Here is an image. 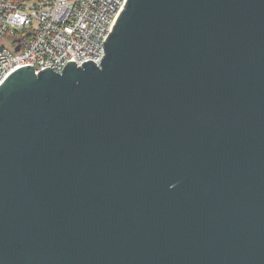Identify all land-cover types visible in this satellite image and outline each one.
Here are the masks:
<instances>
[{
	"label": "water",
	"instance_id": "95a60500",
	"mask_svg": "<svg viewBox=\"0 0 264 264\" xmlns=\"http://www.w3.org/2000/svg\"><path fill=\"white\" fill-rule=\"evenodd\" d=\"M103 53L0 85V264H264V0H127Z\"/></svg>",
	"mask_w": 264,
	"mask_h": 264
},
{
	"label": "built area",
	"instance_id": "2783aa9c",
	"mask_svg": "<svg viewBox=\"0 0 264 264\" xmlns=\"http://www.w3.org/2000/svg\"><path fill=\"white\" fill-rule=\"evenodd\" d=\"M127 0H0V85L20 67L61 73L101 63L103 43Z\"/></svg>",
	"mask_w": 264,
	"mask_h": 264
},
{
	"label": "trees",
	"instance_id": "16d2710c",
	"mask_svg": "<svg viewBox=\"0 0 264 264\" xmlns=\"http://www.w3.org/2000/svg\"><path fill=\"white\" fill-rule=\"evenodd\" d=\"M15 1H21V0H15Z\"/></svg>",
	"mask_w": 264,
	"mask_h": 264
}]
</instances>
